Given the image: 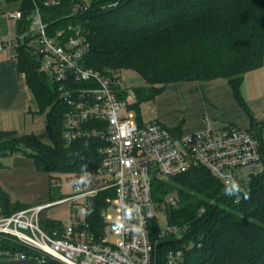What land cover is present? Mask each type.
<instances>
[{
	"label": "trees",
	"instance_id": "16d2710c",
	"mask_svg": "<svg viewBox=\"0 0 264 264\" xmlns=\"http://www.w3.org/2000/svg\"><path fill=\"white\" fill-rule=\"evenodd\" d=\"M11 1L19 2L23 13L16 22L17 35L28 29L34 4L52 30L81 24L89 47L85 67L101 73L133 71L141 78L142 86L134 89L138 112L168 85L225 80L264 153V124L254 118L240 94L244 76L264 65V0H89L88 11L80 17L70 14L81 0H53L50 6H45L50 0ZM32 51L27 40L19 45L16 71L38 112L46 114L49 143L32 134L17 138L15 132L0 131V167L1 160L12 155L31 159L37 171L51 175L49 203H54L63 199L52 201L53 186L58 184L52 174L79 175L96 169L102 143L82 139L65 145L60 134L65 107ZM160 191L177 197L176 206L167 208L168 223L186 227L180 239H159L157 224L152 223L151 242L164 243L158 252L160 264L170 249L182 250L184 264H264V175L230 192L208 170L195 167ZM105 197L99 194L86 208L91 231L101 230ZM27 208L0 191V216ZM8 247L24 252L13 245L1 248Z\"/></svg>",
	"mask_w": 264,
	"mask_h": 264
},
{
	"label": "built area",
	"instance_id": "2783aa9c",
	"mask_svg": "<svg viewBox=\"0 0 264 264\" xmlns=\"http://www.w3.org/2000/svg\"><path fill=\"white\" fill-rule=\"evenodd\" d=\"M50 5L53 0L45 3ZM89 7V0H81L71 8L70 17L82 16ZM10 18L20 21L23 13L18 8ZM27 21L29 27L22 34L0 41V52L6 51L16 61L19 45L34 40L37 49L32 54L65 107L60 133L63 142L70 145L97 139L102 143L98 167L79 174V180H69L72 196L54 204L82 202L86 211L91 200L104 193L106 206L99 232L89 229L85 215L82 220L70 217L67 226L53 223L42 229L40 214L49 205L0 216V255L40 264H155L157 243L151 242L152 223L157 224L159 239L186 231V227L159 225L155 211L175 207L177 197L173 194L159 201L153 192L156 181L169 182L203 167L230 191L233 185L241 190L264 175V153L248 128L208 124L200 131L186 132L159 121L144 122L141 107L139 112L135 107L134 88L124 85L120 72L101 73L85 67L89 47L81 24L52 30L35 4ZM110 208L116 213L113 223L109 222ZM9 245L24 252L1 248ZM184 262L182 250L170 249L162 264Z\"/></svg>",
	"mask_w": 264,
	"mask_h": 264
},
{
	"label": "crops",
	"instance_id": "0c3cea01",
	"mask_svg": "<svg viewBox=\"0 0 264 264\" xmlns=\"http://www.w3.org/2000/svg\"><path fill=\"white\" fill-rule=\"evenodd\" d=\"M18 8L19 2L0 0V18L6 22L8 16ZM6 53V51L0 52V131L15 132L18 119L36 115L38 107L25 85L23 76L16 71V61L9 53ZM207 82L194 83L200 90L199 103L203 107L211 104L226 107L231 113L237 110L243 112L236 104L225 80L216 79ZM177 84L182 86L185 83ZM240 94L254 118L264 124V118H262L264 116V65L244 76L240 85ZM244 118L240 121L232 120L231 123L222 122L223 124L219 126H213V119L204 114L200 121L185 122L182 120L178 124L181 123L186 132L200 131L208 124L212 127L234 125L249 128V119L246 115ZM178 124L168 127H175ZM1 165L0 191L6 194L12 203L29 208L50 204V174L37 171L31 159L20 155L3 158Z\"/></svg>",
	"mask_w": 264,
	"mask_h": 264
},
{
	"label": "rangeland",
	"instance_id": "374dc122",
	"mask_svg": "<svg viewBox=\"0 0 264 264\" xmlns=\"http://www.w3.org/2000/svg\"><path fill=\"white\" fill-rule=\"evenodd\" d=\"M11 14L8 16L6 22H0V41L8 38L9 35H14L16 33V22L13 19H9ZM36 32L33 31L32 35H35ZM32 37V36H31ZM32 49H37V44L34 40H31L28 45ZM7 54V53H6ZM123 77V83L126 87L138 88L142 86L141 78L133 71H123L121 73ZM195 82L185 83L182 86L179 84L168 85L166 91L156 97L155 100L141 104V115L144 122L149 120L159 121L166 126H172L178 124L179 121L185 120V122H197L200 121L203 115H208L209 118H212V125L219 126L224 122H233L240 121L241 118H244V113L237 110L233 113L229 112L226 107L213 106L211 104L203 107L199 103V92L198 86L194 84ZM208 83V82H206ZM244 114V115H243ZM264 118V116H262ZM18 127L16 128V136L20 137L25 134L34 135L42 143L48 144V138L46 135V114L39 113L38 110L36 115L27 116L25 118L18 119ZM219 120V121H218ZM223 120V121H221ZM229 120V121H228ZM233 120V121H232ZM223 122V123H222ZM190 123V122H189ZM52 176L57 181V185L53 186V198L52 201L59 199H68L72 196L71 185L69 180H79L81 175L74 174H64V173H54ZM166 180L162 182L156 181L153 186V192L157 197H163L173 195L175 193H161V189L164 192L168 186ZM162 187L160 188V185ZM176 196V194L174 195ZM162 199V200H163ZM47 208H45L40 214V226L42 229H47L53 223H61L65 226L68 225L70 217H73L75 220H82L85 211L84 205L82 202L72 203L64 202L60 204L50 203ZM156 210V209H155ZM158 223L161 227H166L168 223V213L165 211H155ZM110 217V223L115 221V209L110 208L108 211ZM169 224V223H168ZM183 237V234L180 232L176 236L171 237L175 239H180Z\"/></svg>",
	"mask_w": 264,
	"mask_h": 264
},
{
	"label": "water",
	"instance_id": "95a60500",
	"mask_svg": "<svg viewBox=\"0 0 264 264\" xmlns=\"http://www.w3.org/2000/svg\"><path fill=\"white\" fill-rule=\"evenodd\" d=\"M163 244L164 243H158L155 245V264H159L157 254L159 249L163 246ZM0 264H40V263L28 259L17 258L14 256L0 255Z\"/></svg>",
	"mask_w": 264,
	"mask_h": 264
},
{
	"label": "clouds",
	"instance_id": "9594fccd",
	"mask_svg": "<svg viewBox=\"0 0 264 264\" xmlns=\"http://www.w3.org/2000/svg\"><path fill=\"white\" fill-rule=\"evenodd\" d=\"M238 190V187L236 185H233L232 189H230V192L231 191H237Z\"/></svg>",
	"mask_w": 264,
	"mask_h": 264
}]
</instances>
